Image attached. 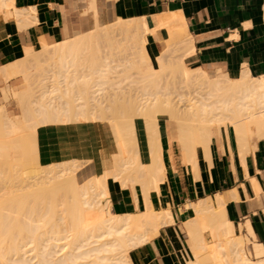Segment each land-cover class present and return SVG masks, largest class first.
I'll list each match as a JSON object with an SVG mask.
<instances>
[{
	"label": "bare ground",
	"instance_id": "obj_1",
	"mask_svg": "<svg viewBox=\"0 0 264 264\" xmlns=\"http://www.w3.org/2000/svg\"><path fill=\"white\" fill-rule=\"evenodd\" d=\"M88 1L91 9H93L95 15H97L94 5L96 4L95 0ZM34 13L35 9L33 7L17 8L15 6V0H0V25H4L8 23V21L13 20L16 22L19 29H24L26 26L36 22V17L33 15ZM179 14L165 13L157 17L158 24L155 29H168L170 37L166 49L157 55V68L153 67L154 65H152L145 48L146 35L155 30L154 28H149L146 18L119 19L109 26H102L99 24L96 16L95 27L97 29L103 28L105 32H101V29H96V31L91 30L87 33H77L76 36L64 41H57L52 45H47L42 41L43 51L49 52V55L46 53V57L49 58V60L47 61L45 56L44 59L41 58V55L40 59L42 60L40 61L43 62H40V64H46L45 61H47V65L51 66L50 59L52 57L50 58V56H58V62H53V60L51 62L53 63L52 65H55L56 68H58L57 70H59V73H56L58 74L59 83L55 84H60L59 86L64 88L61 96L58 93L61 87L59 89L57 86H52L56 89L58 88V92L55 90L58 96L55 91H53L55 88L50 90L49 88L51 87H48L49 90L45 88L46 91L42 92V99L39 102L34 103L32 98L31 101L28 100V98L31 97L28 96L30 95L28 93L31 84L29 81V79L31 80L30 70L31 68H34V70L41 69V65L35 64L36 67L38 65V68H36L32 67L31 63L30 65L28 64L32 52L29 47L24 48V55L22 58L0 67V75L4 77L6 82L10 79L15 80L17 77H21L25 84V88H21L22 85L20 84L13 88L7 86L4 89L6 98L8 93L10 95V92H8L9 90L12 91L14 97H18V100L22 104L20 106H22L23 110L20 118H13L5 107L0 105V121H4L2 123L0 122V124H3L5 128L7 127L6 130L9 129L11 133L22 132V130H24L22 126L23 122H32L34 134H36V130L40 124H46L48 122L50 116L48 112L51 109L54 112L53 114L58 118H62V123H70L72 121L100 122V120L106 119L105 117L107 116H92L91 113L89 114L90 117L87 115V112L88 110L91 112L95 109L94 104L96 102L94 103V99L99 100V96L103 94V90L108 86L113 89L123 90L124 87H126L127 81V86H136L133 87V89H139L136 92L138 96L134 99H129L133 104L131 105L129 102L131 107L136 106L135 114L131 112V108H129L130 105L127 104L129 107L126 106L124 110L130 113L128 116H126L127 113H123L124 115L121 119L123 118L124 123L116 121L114 118L115 115H112L114 117L107 118L110 120V126L117 140V151L112 155L111 167L101 174L90 175V178L81 182L77 175L79 163L74 160L64 161L62 162L61 170L57 172L50 173L46 170H38L39 173H36L35 179L39 182L32 184V187H37L42 184H46V186L34 187L35 189H32V187H30L31 185L29 186V182H27L28 184L25 182L26 186L25 184L24 186H20L23 182L20 184L18 183L16 179L18 176L16 177V175L20 176L21 171L15 175V173L9 172V174L8 172L0 170V264H34L32 260L36 257H38L36 264H130L127 254L128 244H131L132 241H137V243L134 242L135 245H137L148 240L146 237L147 232L145 235V231L144 233L142 232L143 229L141 230L142 234L140 232V227L137 228L139 226V221L148 225L173 223L172 212L169 207L157 209L152 206L148 200V191L150 187L157 188V185H159L158 182L164 180L163 177L165 176L163 175L165 166L160 158V152H162L160 151V132L158 127V118L160 114L172 118L175 117L177 120L184 161L193 164L194 168L198 162L197 153L199 145L208 160L211 152V143L214 137L221 134H226L228 136L229 126L234 128L235 137H237L242 149L245 148L244 141L249 138V136L251 137L253 134L257 136L264 135V76L254 77L248 72H242L238 78L231 79L226 74L220 73L215 76H209L207 72L199 68H189L184 63L182 56L192 53L193 47L189 36L179 32L178 28H181L183 31L185 30L184 21ZM117 32L118 34L120 33V35L126 34V37H129H127L129 42L125 40L127 43L125 44L126 50L121 48L124 47V45L121 44L122 42H118L121 44L120 46L117 41H115V38L112 41L110 40L113 38V33L117 34ZM2 33L3 32H1V34ZM100 39H106V45H102ZM129 39H131L132 42ZM90 45L93 46L90 47ZM87 46L91 49L93 48L91 53L89 51L92 58L89 63L86 58L85 60L87 62H82V65L79 63L83 71L78 72L75 70L77 64L73 63V61L79 56L82 57L83 54L87 55L88 50H90ZM84 47H87L86 49L88 50H85ZM118 47L122 50L120 51ZM126 51L132 53L133 57H131V55L129 56L131 58L123 56L126 55ZM121 52L123 53L121 54ZM176 52L178 54L180 53L179 55L181 57H177L176 55L178 54H176L175 57L174 54ZM117 55H119V57ZM122 56L124 59L121 58ZM89 59L88 57V60ZM34 62L38 63V58L37 62L36 60H34ZM175 63L178 65L177 67ZM43 64L42 67H44ZM57 65L60 66L57 67ZM127 66L131 69H136L137 74L133 75L132 72L125 74L124 72V77H122L124 74L122 76L113 74L114 72L119 73L121 68L127 69ZM73 67L74 69H72ZM173 67H175L174 70L177 71L176 73L180 74V81L184 83L185 86L188 87L193 83L204 86L206 90L203 93L193 96L186 102H183L181 99L183 95L179 90L177 92L180 93H176V95H180L178 96V100L175 98V92L168 91L167 93H162L160 90V83H162L161 81L165 77V72L170 68L173 69ZM120 71L123 72L122 70ZM179 71L181 73H179ZM130 74L133 75L132 79V75ZM54 77L56 78V75ZM72 86L74 88H72ZM80 86L88 87L92 90L89 91L90 93L92 92L93 95L88 93L90 96H86L88 101L86 98V101H83L84 99L80 97L81 94L79 95V93L75 91V88H80ZM18 87H20L21 90H19ZM70 92L74 94L72 96L73 98L70 96L72 100L68 98ZM116 93L117 95L119 94L118 92ZM63 96L65 97L63 98ZM102 96L104 97L105 95ZM173 98H175V100ZM89 100L92 103H90ZM54 102L56 106L53 108L50 107L49 105ZM102 102L103 101H101V104H97L100 106ZM178 103H184L186 108L183 112L184 114L178 111ZM173 108H175V110ZM127 109L128 111H126ZM132 109L134 112V108ZM92 112L94 113V111ZM134 117L140 118L146 127L148 163H143L140 160L136 120H134ZM9 130H7L8 134ZM3 137L5 136L3 135L2 139L0 138V157L2 158L3 156L6 158L3 159L8 163L10 150H8L9 152L6 150L7 157H5L4 154H6V152L4 151L9 147L11 149V144H9L11 141L9 142L8 139L9 146L6 147L5 141L7 142L6 139L9 136L5 137V141ZM23 139L20 140L22 141ZM20 140L18 141L20 142ZM16 141L17 140H15V142ZM21 143L27 144L23 141ZM20 144H15L18 150V147L23 146ZM12 146L15 147L14 144ZM23 148L24 146L22 150ZM14 150L16 151V149ZM16 152L20 153L21 150ZM16 152H14V155ZM20 155H16V157ZM10 163L12 164V161ZM80 166L83 168L82 165ZM196 169L197 167L195 170ZM30 172L26 171L25 174H31ZM196 173L195 171V174ZM49 174H51L50 177H47L46 175ZM33 175L34 174H32V176L28 175L30 176V181L31 177L35 180ZM22 179L23 174L19 182H21ZM26 179L27 178L24 177V180ZM108 179L116 180L123 188L130 187L134 189L135 184L140 183L142 185L143 199L145 202L143 210L132 214H116L112 211L110 205L106 211L102 201L109 197ZM146 180H150L151 186L145 184ZM47 184H50V186ZM95 189L97 190L94 192ZM25 190L34 191L25 194ZM59 190L62 191V198L59 199L60 201L56 200V197L59 195L57 194ZM50 191L54 193L53 202L48 206L52 209L53 221L56 222L58 218L57 221H60L59 223L62 222V225H60L62 229L60 227H54V229L51 230V234H42L38 233V231H40V229H46V225L50 219H47L45 213L34 218L36 214L34 206L38 202H40V205L42 203L44 204L47 194L51 193ZM97 191L99 194L97 193L96 195ZM228 194L229 193H227V195ZM234 194V191L230 192V197L228 196L229 199H234ZM97 197L102 198L99 199ZM226 202V197L217 194L214 199L208 197L190 205V218L184 221V223L188 228V235L193 244V248L199 251L192 252L193 255H191V259H185L186 264H264V244L254 241L256 237L252 228L249 222H245L246 224L244 223V227L252 237L250 238L252 246H250L249 251L256 260L251 259L247 254L248 250L246 251L248 247L245 246V240L241 236V227L232 222L227 216ZM89 212H94L93 215H95V217L91 215L94 217L93 219L88 215ZM137 222L138 224L133 230L136 229L137 233L139 231L141 235L138 233L139 235L136 236V233L134 234L136 231L131 230L130 236L128 233L130 230L128 231V229L132 224L136 225ZM63 232L65 233L63 234ZM106 236H111L113 241L112 239H110L112 242L106 241L107 238H104L103 242L102 238ZM68 237L73 238L70 240L71 244L68 242V244L71 245L69 251L64 253L61 252L62 254L60 253L61 255L59 254V257H56L54 252L59 253V251L63 250L62 248H64V246L65 248L68 246L67 242L64 244H60L59 242ZM47 239L54 241L47 245L51 247V249L44 246L43 241ZM100 239L102 240L101 242ZM32 244H37L42 248L38 250V252H35L34 256H28L27 254L32 250H26V247ZM91 244L94 245L91 246ZM88 245H90V247ZM210 245L211 247L209 248ZM56 247H59V251L52 250L54 248L56 249ZM89 258L92 259L90 260Z\"/></svg>",
	"mask_w": 264,
	"mask_h": 264
},
{
	"label": "crops",
	"instance_id": "obj_2",
	"mask_svg": "<svg viewBox=\"0 0 264 264\" xmlns=\"http://www.w3.org/2000/svg\"><path fill=\"white\" fill-rule=\"evenodd\" d=\"M15 6L33 7L36 22L25 30L19 29L13 20L0 25L3 32H0V67L22 58L25 47L40 48L42 41L52 45L77 33L95 30V22L84 24L77 18L82 10L81 0H15ZM109 6L112 14L119 16L117 20L144 17L150 29L157 27L158 16L180 13L184 33L193 47L192 53L184 59L191 69L205 72L216 69L231 79L238 78L242 72L254 77L264 76V0H110ZM146 37L147 54L152 65L157 66V55L166 49L169 31L157 28ZM17 78L4 88L23 84L24 80ZM0 81H5L2 75ZM158 127L165 176L158 182V189L150 187L148 200L157 209L169 207L173 223L162 227L152 240L131 250L134 263L182 264L189 248L182 230L184 221L190 218L189 207L199 200L215 198L217 194L227 198L228 218L241 225L249 222L256 240L264 244V135L247 138L243 150L234 128L229 126L228 136L214 137L208 160L203 150H198L195 170L193 164L184 161L178 125L158 118ZM136 129L140 160L148 163L146 127L140 118L136 120ZM36 138L38 161L43 166L71 160L87 163L77 170L81 182L109 169L112 155L116 153L112 130L104 122L40 125ZM107 184L108 200L114 213L132 214L145 207L140 183H136L134 189L123 188L113 179H108ZM145 184L151 186L150 180ZM232 191L235 197L229 199ZM243 234L252 238L246 229Z\"/></svg>",
	"mask_w": 264,
	"mask_h": 264
},
{
	"label": "rangeland",
	"instance_id": "obj_3",
	"mask_svg": "<svg viewBox=\"0 0 264 264\" xmlns=\"http://www.w3.org/2000/svg\"><path fill=\"white\" fill-rule=\"evenodd\" d=\"M81 2H82V10H81V13L78 15V17L77 18H81V21L84 23V24H94V22H95V12H94V10L93 9H91V7H90V4H89V1L88 0H81ZM109 3H110V0H96V10H97V18H98V21H99V23H114V22H116L117 21V18L119 17V16H115L114 14H112V10H111V7L109 6ZM86 7V8H85ZM121 17V16H120ZM121 18H123V17H121ZM123 19H127V18H123ZM94 28H95V30L94 31H96V27L94 26ZM99 29H101V28H99ZM99 29H97V30H99ZM179 29V32L181 33V34H184V31L181 29V28H178ZM102 31L101 32H105V30L102 28L101 29ZM168 30V29H167ZM107 31V30H106ZM74 33H76V32H73V34ZM120 33L118 34V32H117V34L115 33H113V38L112 39H110L111 41L112 40H114V38H115V41H117V43L118 42H122L121 44L122 45H124V47H121V48H123V49H125V44H127L126 43V41H128V39H127V37H126V34H121L120 36ZM115 36V37H114ZM116 37H117V39H116ZM129 38V37H128ZM170 38V37H169ZM101 41H100V43L102 44V45H106V42H107V40L106 39H100ZM103 40V41H102ZM104 40H106V41H104ZM122 40V41H121ZM126 40V41H125ZM130 41H131V39H129ZM114 41V42H115ZM129 42V41H128ZM132 42V41H131ZM130 42V43H131ZM167 43H168V41H167ZM120 46H121V44L120 43H118ZM93 45H90V47H92ZM119 46V47H120ZM87 47H89V46H87ZM87 47H84V49L85 50H88V49H90V50H88V53H87V55L85 54H83V56L81 57V56H79V57H77L74 61H73V63H75V64H77L76 65V67H75V70H77L78 72H80V71H83V68H82V62H87L88 61V63H89V61L91 60V58H92V56H91V54H89V51H90V53H91V50L93 49H91L90 47L88 48V49H86ZM118 47V48H119ZM30 50L32 51L31 52V55H30V59H29V62H28V64L30 65V63H31V65H32V67H36L35 66V64H38V65H41V69L39 68V69H36V68H38V65H37V67L35 68L36 70H34V68H31V70H30V78H31V80L29 79V81H30V90H29V93L28 94H30V95H28L30 98H28V100L29 101H31V98H32V100L34 101V103H36V102H39L42 98V92H44V91H46V89L47 90H53L56 86L57 87H59V89H60V87L61 86H59V85H56V84H58L59 82H58V80H59V78L57 77L58 76V74H56L57 72L59 73V70H57L58 68H56V66L55 65H52L53 63L51 62L52 60H53V62L54 61H57V55L54 57V56H50V58L52 57V58H54V59H50L51 61H50V64H51V66L49 67L48 65H47V61L49 60V58H47L46 56H47V54L46 53H48V55H49V52L48 51H43V48H42V46L40 47V48H33V47H30ZM36 50V51H35ZM119 50L121 51L122 49H120L119 48ZM126 50V49H125ZM42 51V52H41ZM124 51V50H123ZM125 52V51H124ZM127 53H126V55H123V56H126V58L127 57H129L130 55H131V57H133V54L132 53H128V51H126ZM130 52V51H129ZM42 53V54H41ZM123 52H121V54H122ZM46 54V55H45ZM125 54V53H124ZM176 54H178L177 52L174 54V56L176 55ZM180 54V53H179ZM176 55L177 57L178 56H180V55ZM190 53H188V54H185L184 56H182L183 58V61H184V59L186 58V56H188ZM35 55V56H34ZM42 55V56H41ZM40 56H41V58H45L46 57V59H47V61H45L46 62V64H43V63H41L40 64V62H43V61H40V60H42V59H40ZM45 56V57H44ZM91 56V57H90ZM118 57H119V55H117ZM121 57V58H123L124 59V57ZM175 56V57H176ZM35 58V59H33V58ZM88 57L90 58L89 60H88ZM131 57H129V58H131ZM174 57V58H175ZM181 57V56H180ZM37 58H38V63H35L34 62V60H36V62H37ZM80 58V59H79ZM85 58L87 59V61L85 60ZM117 58V57H116ZM128 58V59H129ZM33 59V60H32ZM118 59V58H117ZM176 59V58H175ZM32 60V61H31ZM59 61V60H58ZM57 61V62H58ZM174 61V60H173ZM34 62V63H33ZM44 62V63H45ZM84 62V63H85ZM185 62V61H184ZM33 63V64H32ZM49 63V62H48ZM60 63V62H59ZM59 63H57V64H59ZM79 63L81 64V65H79ZM186 63V62H185ZM42 64H43V66L44 67H47V68H44V67H42ZM55 64H56V62H55ZM75 64H74V66H75ZM47 65V66H46ZM130 65V64H129ZM175 65H176V63H175ZM187 65V64H186ZM60 66V65H59ZM58 65H57V67H59ZM80 66H81V68H80ZM178 65H176V67H177ZM189 68H191V66H189V65H187ZM29 67V66H28ZM53 67H55V68H52ZM153 67H158V62H157V66H153ZM50 68V69H49ZM128 68H129V70H128ZM43 69V70H42ZM46 69V70H45ZM55 69H56V71H55ZM72 69H74V67L72 68ZM79 69V70H78ZM120 69V68H119ZM118 69V70H119ZM175 69V67H173V69H169L168 71H166L165 72V77H164V79H162V83H160V90H161V92L162 93H167L168 91L169 92H175L174 94L176 95V93H180V92H177L178 90L179 91H181L182 92V95L183 96H181V99L183 100V102H186V101H188L189 99H191L193 96H196V95H198L199 93H203L206 89H205V87L204 86H199V85H196V84H193L192 83V85H190V86H185V84L184 83H182L181 81H180V74H177L176 72L177 71H175L174 70ZM179 69V68H178ZM192 69H195V68H192ZM42 70V71H41ZM117 70V71H118ZM120 70H122L123 72H121ZM119 70V73L118 72H114L113 74L114 75H123L124 74V72H125V74H127V73H130V72H132V74L133 75H136L137 74V71H136V69H131L130 67H128L127 66V69H125V68H121ZM125 70V71H124ZM172 70V71H171ZM220 71H222L221 69H219ZM33 71V72H32ZM44 71V72H43ZM116 71V70H115ZM134 71V72H133ZM175 71V72H174ZM31 72H32V74H31ZM53 72V73H52ZM55 73V74H54ZM179 73H181L180 71H179ZM207 73L209 74V76H213V75H215V74H217V73H220V72H216V69L215 70H207ZM39 74V75H38ZM125 74L122 76V77H124L125 76ZM132 74H130V75H132ZM50 75V76H49ZM56 75V78L54 77ZM133 75L131 76V79L133 78ZM49 77H51V78H49ZM118 77H120V76H118ZM122 77H121V79H122ZM136 77V76H135ZM138 77V76H137ZM230 77H232L233 78V76H230ZM53 78V79H52ZM127 78V77H126ZM18 79V78H17ZM17 79H15V80H9L8 82H5V81H0V105L1 106H4L5 107V109L7 110V112L8 113H10V115H11V117H13V118H20L21 117V114L23 113V110H22V106H20V105H22L21 104V102L18 100V97H14L13 95V93H12V91H8V92H10V95H9V93H8V96H7V98L5 97V94H4V87L6 86V85H8V84H10V85H12ZM61 79V78H60ZM127 79H129V78H127ZM138 79V78H137ZM55 80V81H54ZM123 80H125V79H123ZM139 80V79H138ZM133 81V80H132ZM136 81V80H135ZM20 82L22 83V81H21V78H20ZM54 83V84H53ZM56 83V84H55ZM127 83H128V81H127ZM127 83H126V87H124V89L123 90H121V89H116V88H111L110 86H108L105 90H103V94H101V96H99L100 98H99V100L98 99H94V108L95 109H93L92 111H94V113L91 111H89L88 110V116H90L89 114H91L92 113V116H98V115H100V116H107V117H105L106 119H102V120H100V122H104V123H106V124H108L109 126L111 125V123H109L110 122V120L109 119H107L108 117H114V116H112V115H115V119H116V121H119V123H124V121H123V118L121 119V117H123V113H127V115L126 116H128V114L130 113H128V112H125V110L124 109H126V106H127V104H129L130 105V100L131 99H134L136 96H138L137 94L138 93H136L137 92V90H139V89H133V87H136V86H133V87H130L129 85L127 86ZM36 84V85H35ZM49 84V85H48ZM53 84V85H52ZM124 84H125V81H124ZM22 86H21V88H25V84L23 83V84H21ZM130 85H132V84H130ZM136 85V84H135ZM44 86V87H43ZM52 86H55V87H52ZM141 86V85H140ZM185 86V87H184ZM48 87H51V88H49L48 89ZM19 88V90H21L20 89V87H18ZM42 88H43V90H42ZM46 88V89H45ZM71 88V87H70ZM72 88H74L73 86H72ZM71 88V89H72ZM85 90H84V89ZM127 88V89H126ZM140 88V87H139ZM58 89V88H57ZM57 89L55 88L53 91H57ZM112 89V90H111ZM187 89V90H186ZM61 90V91H60ZM59 90V95L61 96L62 95V91L64 90V88L63 87H61V89ZM89 90H91L90 88H88V87H83V86H80V88L79 87H76L75 88V91L77 92V93H79V95L81 94V95H83V96H81L80 95V97H82L84 100L83 101H86L87 100V98H86V96H90V94H92V92L90 93V91ZM118 92L119 94L117 95V93L115 92ZM133 90H134V92H133ZM136 90V91H135ZM174 90V91H173ZM55 91V93L57 94V92ZM80 91V92H79ZM86 91H87V93H86ZM92 91V90H91ZM114 91V92H113ZM126 92V93H125ZM61 93V94H60ZM87 95H86V94ZM88 93H90V94H88ZM102 93V92H101ZM110 94V95H109ZM116 94V95H115ZM126 94V95H125ZM136 94V95H135ZM172 94V93H171ZM176 95V99L178 100V96H180V95ZM74 94H73V92H70V95H69V97L68 98H70L71 99V97L73 96ZM93 95V94H92ZM102 95H105L104 97L102 96ZM129 95H130V97H129ZM57 96H58V94H57ZM71 96V97H70ZM115 96V97H114ZM119 96V97H118ZM174 96V95H173ZM65 96H63V98H64ZM107 97V98H106ZM132 97V98H131ZM17 98V99H16ZM73 98V97H72ZM75 98V97H74ZM85 98H86V100H85ZM98 98V97H97ZM102 98V99H101ZM106 98V99H105ZM175 98H173L174 100H175ZM16 99V100H15ZM130 99V100H129ZM67 100V99H66ZM65 100V101H66ZM72 100V99H71ZM75 100V99H74ZM91 100V99H90ZM89 100V101H90ZM98 100V101H97ZM103 101L102 102V105H98V104H101V101ZM105 100V101H104ZM20 102V103H18V102ZM82 101V100H81ZM88 101V100H87ZM92 101V100H91ZM90 101V103H92ZM100 101V102H99ZM99 102V103H98ZM127 102V103H126ZM130 102V103H129ZM76 103V102H75ZM98 103V104H97ZM131 105H133L132 103H131ZM131 105H130V107L129 106H127V107H129V108H131L130 110H131V112L132 113H134L135 114V108H136V106H134V107H131ZM50 107H54V106H56V103L54 102V103H52V104H50L49 105ZM93 106V105H92ZM33 107V106H32ZM97 107V108H96ZM132 108H134V112H133V109ZM178 111L179 112H182V114H184L183 112L185 111V106H184V103H178ZM184 108V109H183ZM51 109V108H50ZM91 109V108H90ZM123 109V110H122ZM174 110H175V108H173ZM181 109H182V111H181ZM129 110V111H130ZM126 111H128V109L126 110ZM137 111V110H136ZM174 112V111H173ZM49 119H48V122L46 123V124H50V123H62V118L60 117V118H58L55 114H53L54 112L52 111V109L51 110H49ZM93 114H95V115H93ZM161 115V114H160ZM118 116V117H117ZM166 116V115H165ZM91 117V116H90ZM104 117H102V118H104ZM117 117V118H116ZM99 118H101V117H99ZM127 118V117H126ZM135 118V117H134ZM159 118L160 119H163V120H169L170 122H172V124L174 125L175 123L177 124V120L175 119V117L174 118H172V117H170V116H166V117H164V116H159ZM113 119V118H112ZM138 118H135L134 120H137ZM124 120H125V118H124ZM123 121V122H122ZM1 123L2 122H4V121H0ZM1 126H0V135H2V133H3V135L5 136V137H8L7 139L5 138V137H3V140L4 139H6L7 140V142L5 141V143H6V147H8L9 145H8V139H9V142L11 141V143H9V144H11L10 146H11V149H10V147L9 148H6L5 149V151L4 152H6V154H4L5 155V157H7L6 155H7V151L8 150H10V156L8 157L9 158V161L11 162L12 161V164L8 161V160H6V161H8V163H10V164H8L7 162H5V160L4 159H6V158H4L3 156H2V158L0 157V170L1 171H4V172H12L13 174L15 173V175L16 174H18V172H20L21 171V173L23 174V179H22V181L21 182H19L20 180V178H22V174L20 173V176L19 175H16V179H17V181H18V183L20 184V183H22L23 182V184L21 185L20 184V186H24V184H25V182H26V184H28L27 182H29V186L30 187H32L33 185L32 184H36L35 182H37L36 180L37 179H35V177H36V173L38 172L39 173V171L41 170H46V171H48V172H50V173H53V172H57V171H59V170H61V166H62V162L61 163H57V164H52V165H48V166H43V165H41L40 163H39V161H38V151H37V138H36V134H34V129H33V125H32V122H23V129L24 130H22V132H17V133H11L10 132V130L9 129H7V130H9V134H8V131L6 130V128L3 126V124H0ZM40 125H45V124H40ZM110 128H111V130H112V133H113V139H114V141H115V149H116V151H117V140H116V137H115V134H114V131H113V129H112V127L110 126ZM7 133H6V132ZM2 132V133H1ZM5 132V133H4ZM7 134V135H6ZM2 135V136H3ZM254 136H257V135H255V134H253ZM252 135V136H253ZM2 136H0V138L2 139ZM259 136V135H258ZM12 137H13V139H12ZM16 137H17V139H16ZM19 137H21V138H19ZM23 137H24V139H23ZM10 138H11V140H10ZM19 138V139H18ZM249 138H251L250 136H249ZM20 139H23L22 141L23 142H26L27 144H25V143H21L22 141L20 140ZM15 140H17L16 142H15ZM18 140H20V142L18 141ZM12 142H13V144H14V146H15V144H20L21 146L23 145L24 146V148H23V150H22V147H18L19 148V150H21V152L20 153H17L16 151H19L16 147L17 146H15V147H13L12 145ZM17 142H19V143H17ZM12 148H13V150H12ZM14 149H16V151L14 150ZM7 150V151H6ZM199 151L201 150V146L199 145V149H198ZM23 151V152H22ZM3 152V153H4ZM14 152H16L15 153V155H14ZM201 152V151H200ZM2 153V154H3ZM8 153V154H9ZM22 156H21V155ZM16 155H20L18 158L16 157ZM14 157H15V159H14ZM4 158V159H3ZM205 158V157H204ZM206 159V158H205ZM15 160V161H14ZM14 161V162H13ZM77 163H79L78 164V169L79 168H81V166L80 165H84L85 163H80L79 161H76ZM39 170V171H38ZM15 171V172H14ZM24 173H23V172ZM26 171L28 172H30V171H32V172H35V173H32V172H30L31 174H25L26 173ZM9 173V174H10ZM37 173V174H38ZM13 174H11V175H13ZM32 174H34L33 176H34V179L35 180H33L32 179V177H31V181L29 180L30 179V176H32ZM42 174H45V173H42ZM15 175H13V176H15ZM28 175H30V176H28ZM50 175L51 174H49V175H46L47 177H50ZM28 176V177H27ZM24 177L25 178H27L26 180H24ZM44 177V176H43ZM13 178V177H12ZM15 178V177H14ZM19 178V179H18ZM15 179V180H16ZM33 180V181H32ZM16 181V182H17ZM39 182V181H38ZM37 182V183H38ZM31 183V184H30ZM26 184H25V186H26ZM48 186H50V184H47ZM28 186V185H27ZM42 186H46V184H42V185H38L37 187L36 186H34L35 188H38V187H42ZM34 187H32V189H35ZM36 190H38V189H36ZM41 190V189H40ZM97 189H95L94 190V192L96 191ZM26 192H24L25 194L26 193H28V192H33L34 190H25ZM98 191H99V188H98ZM96 192V195H97V193L99 194V192ZM51 193H49V194H47V196H46V198H45V203L43 204H41L40 205V202H38V203H36V205L34 206V209H35V211H36V214L34 215V218H37L38 217V215H41V214H43V213H45L46 214V217H47V219L49 220L50 219V221L48 222V224L46 225V229H40V231H38V233H46V234H51V230H53L54 229V227H60L61 229H62V226H60V225H62V222L61 223H59L60 221H57L58 220V218H57V220H56V222H54L53 221V217H52V209H51V207H49L48 205H51V203L53 202V194L54 193H52V191H50ZM100 192H101V188H100ZM57 194H59L56 198V200H59V199H61L62 198V191L61 190H59L58 191V193ZM93 194H95V193H93ZM41 195V194H40ZM42 196V195H41ZM97 198H99V199H101L102 197H97ZM211 199H214V197L213 198H211ZM40 200V199H39ZM95 200H97V199H95ZM105 200V201H104ZM48 201H49V203H48ZM60 201V200H59ZM100 201V200H99ZM98 201V202H99ZM98 202H96V203H98ZM48 203V204H47ZM102 203H103V205H104V207H105V209H106V211L108 210V208L110 207V204H109V202H108V198H106V199H103V201H102ZM94 214V212H92V213H90L89 212V216L93 219L94 217H95V215H93ZM91 215H93L94 217H92ZM56 217V216H55ZM54 217V218H55ZM56 219V218H55ZM141 223V224H140ZM137 224H138V222L136 223V225L134 224H132L131 226H130V228L128 229V231H126V232H128L129 233V235L131 234L130 232H132V231H136V229L135 230H133L134 228H136V226H137ZM146 226H144V225ZM168 224H171V223H167V224H161V225H158V224H151V225H148V224H145L144 222L142 223V222H140L139 221V226L137 227V228H139L140 227V232H141V230H143L142 232L144 233V231H145V235H146V232H147V235H149V233H150V235L149 236H147L146 235V237L148 238V240H146L145 242H143V243H140V244H137V245H135V243L134 242H136L137 243V241H132V243L129 245L128 244V247H127V254H128V257H129V262H130V264H135L134 263V261H133V259H132V257H131V255H130V253H131V250L132 249H134V248H136V247H138V246H140V245H143L144 243H146L147 241H150V240H152L154 237H156L158 234H159V232H160V230H161V228L162 227H164V226H167ZM236 224V223H235ZM142 225V226H141ZM236 225H239L240 227H241V236L244 238V240H245V246L246 247H248V248H246V251L248 250V252H247V254L249 255V257L251 258V259H254V260H256V258L255 257H253L251 254H250V251H249V248H250V246H252V241H251V239L250 238H248L246 235H244L243 234V229H246L245 227H244V225H241V224H236ZM243 226V227H242ZM144 227V228H143ZM157 228V229H156ZM132 230V231H131ZM139 230V229H138ZM156 230V231H155ZM182 230L184 231V233H185V235L187 236V238H188V242H189V248L187 249V252L185 253V255H184V258L182 259V264H186V261H185V259L187 258V259H191V255H193V253L192 252H195V251H199L198 249H194L193 248V244H192V242H191V240H190V237H189V235H188V228H187V226H186V224L185 223H183V225H182ZM62 231V230H61ZM247 231V230H246ZM140 232L138 231V233L140 234ZM141 232V233H142ZM65 232H63V234H64ZM70 233V232H69ZM68 233V234H69ZM72 233V232H71ZM127 233V234H128ZM136 233V236H138L139 234L137 233V231L136 232H134V234ZM142 233V234H143ZM248 233V232H247ZM152 234V235H151ZM141 235V234H140ZM131 236V235H130ZM135 236V235H134ZM135 236V237H136ZM70 237H71V235H70ZM70 237H68L67 239H65V240H61L59 243L61 244H64V243H66L67 242V245L69 246H66V248H65V246H64V248H62L63 250H61V251H59V247L57 248L56 247V249L54 248V249H52V250H55V251H59V253L57 254L56 252H54L55 254H53V255H55L56 257L62 252V253H64V252H66V251H69V249H70V246L71 245H69L68 244V242H70V240L71 239H73V238H70ZM104 238L106 239H109V240H107L106 239V241H110V239H112L111 238V236H106V237H103L102 238V240H103V242H104ZM136 239V238H135ZM101 239H100V242L102 241ZM115 240V239H114ZM105 241V242H106ZM112 241H113V239H112ZM112 241H110V242H112ZM254 241H257L256 239L254 240ZM44 242V246H47V245H49L50 243H53L54 241L53 240H51V239H47V240H45V241H43ZM258 242V241H257ZM251 243V244H250ZM70 244H71V242H70ZM248 246H247V245ZM94 244H91V246H93ZM89 247H90V245H88ZM211 247V245L209 246V248ZM42 247L41 246H38L37 244H32V245H28L27 247H26V250H32V251H30L27 255L28 256H34L35 255V252H38V250H40ZM47 248H49V249H51V247H49V246H47ZM194 249V250H193ZM193 250V251H192ZM53 252V251H52ZM76 252V251H75ZM78 252V251H77ZM61 253V254H62ZM60 254V255H61ZM110 255V254H109ZM59 257V256H58ZM93 258V257H92ZM92 258H89L90 260L92 259ZM89 259H87V260H89ZM37 260H38V257H36V258H34L33 260H32V262L34 263V264H36V262H37Z\"/></svg>",
	"mask_w": 264,
	"mask_h": 264
}]
</instances>
